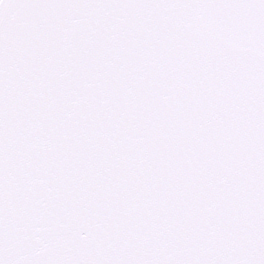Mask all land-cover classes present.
<instances>
[{
  "label": "snow or ice",
  "instance_id": "obj_1",
  "mask_svg": "<svg viewBox=\"0 0 264 264\" xmlns=\"http://www.w3.org/2000/svg\"><path fill=\"white\" fill-rule=\"evenodd\" d=\"M0 264H264V0H0Z\"/></svg>",
  "mask_w": 264,
  "mask_h": 264
}]
</instances>
